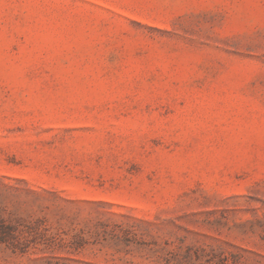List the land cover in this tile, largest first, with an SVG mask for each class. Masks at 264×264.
<instances>
[{
    "label": "rangeland",
    "instance_id": "rangeland-1",
    "mask_svg": "<svg viewBox=\"0 0 264 264\" xmlns=\"http://www.w3.org/2000/svg\"><path fill=\"white\" fill-rule=\"evenodd\" d=\"M0 264H264V0H0Z\"/></svg>",
    "mask_w": 264,
    "mask_h": 264
}]
</instances>
